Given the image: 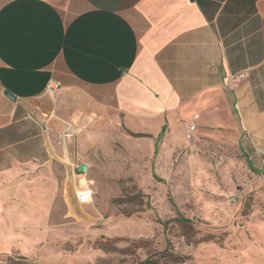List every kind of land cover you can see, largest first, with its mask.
Wrapping results in <instances>:
<instances>
[{
  "label": "crops",
  "instance_id": "crops-1",
  "mask_svg": "<svg viewBox=\"0 0 264 264\" xmlns=\"http://www.w3.org/2000/svg\"><path fill=\"white\" fill-rule=\"evenodd\" d=\"M222 102L264 113V0H0V184L70 170L112 114L158 139ZM36 220L35 198L0 197V264H38Z\"/></svg>",
  "mask_w": 264,
  "mask_h": 264
},
{
  "label": "rangeland",
  "instance_id": "rangeland-1",
  "mask_svg": "<svg viewBox=\"0 0 264 264\" xmlns=\"http://www.w3.org/2000/svg\"><path fill=\"white\" fill-rule=\"evenodd\" d=\"M220 106L191 137L183 120L159 141L112 114L84 128L70 170L54 162L2 181L0 197L36 199L37 263L264 264V113Z\"/></svg>",
  "mask_w": 264,
  "mask_h": 264
},
{
  "label": "built area",
  "instance_id": "built-area-1",
  "mask_svg": "<svg viewBox=\"0 0 264 264\" xmlns=\"http://www.w3.org/2000/svg\"><path fill=\"white\" fill-rule=\"evenodd\" d=\"M60 88H61L60 83L56 81H49V83L47 84L46 91L49 94H53L54 92L58 91ZM197 119H198V116H195L194 122L187 125V131L190 137L197 129V125H196ZM79 128L81 127H78L74 123H68L66 130L61 135V138L67 139V138L73 137L74 132H75L74 130L79 129ZM76 198L80 204H89L90 202H92V199H93V191L90 189L89 186L80 185L79 188L76 190Z\"/></svg>",
  "mask_w": 264,
  "mask_h": 264
},
{
  "label": "trees",
  "instance_id": "trees-1",
  "mask_svg": "<svg viewBox=\"0 0 264 264\" xmlns=\"http://www.w3.org/2000/svg\"><path fill=\"white\" fill-rule=\"evenodd\" d=\"M166 128H167V126L164 127L162 133H161L160 136L158 137V141L161 139V137H162L163 133L165 132ZM133 135H134V134H133ZM134 136H143V135L136 134V135H134ZM156 148H158V142H157V144H156ZM156 152H157V151H156ZM248 162H249V165H250L251 168H253L255 171H258V170L253 166V164H252L251 161H248ZM178 220L181 221V222H183V223H187V224L191 223V220L186 219V218H183V217H180ZM139 264H159V263H158L157 261L152 260L151 258H148V259H146L145 261H143V262H141V263H139Z\"/></svg>",
  "mask_w": 264,
  "mask_h": 264
},
{
  "label": "water",
  "instance_id": "water-1",
  "mask_svg": "<svg viewBox=\"0 0 264 264\" xmlns=\"http://www.w3.org/2000/svg\"><path fill=\"white\" fill-rule=\"evenodd\" d=\"M6 95H7L9 98L14 99V97H13L10 93L7 92ZM87 169H88L87 165H86V164H82V165H80V167L78 168V172H79V173H86V172H87Z\"/></svg>",
  "mask_w": 264,
  "mask_h": 264
}]
</instances>
